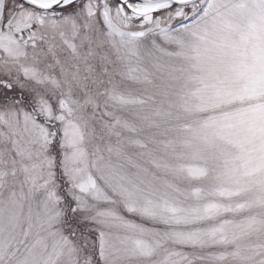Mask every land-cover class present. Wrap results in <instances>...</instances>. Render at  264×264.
<instances>
[{
	"label": "snow or ice",
	"instance_id": "obj_1",
	"mask_svg": "<svg viewBox=\"0 0 264 264\" xmlns=\"http://www.w3.org/2000/svg\"><path fill=\"white\" fill-rule=\"evenodd\" d=\"M0 264H264V0H0Z\"/></svg>",
	"mask_w": 264,
	"mask_h": 264
}]
</instances>
